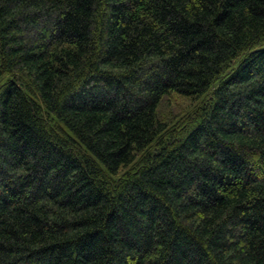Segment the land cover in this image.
<instances>
[{"label":"trees","instance_id":"16d2710c","mask_svg":"<svg viewBox=\"0 0 264 264\" xmlns=\"http://www.w3.org/2000/svg\"><path fill=\"white\" fill-rule=\"evenodd\" d=\"M0 264H264V0H0Z\"/></svg>","mask_w":264,"mask_h":264}]
</instances>
